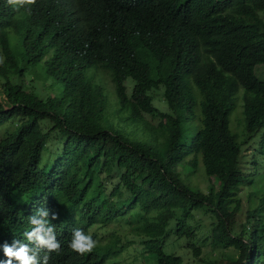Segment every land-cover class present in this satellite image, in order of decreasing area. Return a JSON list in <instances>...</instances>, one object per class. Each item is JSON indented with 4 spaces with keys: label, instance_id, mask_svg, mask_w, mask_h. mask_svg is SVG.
Returning <instances> with one entry per match:
<instances>
[{
    "label": "trees",
    "instance_id": "trees-1",
    "mask_svg": "<svg viewBox=\"0 0 264 264\" xmlns=\"http://www.w3.org/2000/svg\"><path fill=\"white\" fill-rule=\"evenodd\" d=\"M263 10L264 0H0V127H16L0 140V264H20L4 248L22 244L35 264H114L122 238L103 246L91 230L122 220L143 264H187L165 250L170 233L203 263L208 242L238 257L207 264H264ZM29 76L62 90L43 96ZM200 169L206 188L192 178ZM243 192L237 228L229 200ZM33 216L54 226L59 254L24 235ZM77 228L97 241L91 253L70 248Z\"/></svg>",
    "mask_w": 264,
    "mask_h": 264
},
{
    "label": "rangeland",
    "instance_id": "rangeland-1",
    "mask_svg": "<svg viewBox=\"0 0 264 264\" xmlns=\"http://www.w3.org/2000/svg\"><path fill=\"white\" fill-rule=\"evenodd\" d=\"M260 16L264 19V10L259 12ZM1 58V56H0ZM264 64L260 63L255 66V71L257 76L260 79H264ZM34 77V74H33ZM31 80V77L27 79L29 82ZM51 80L48 79L45 81V78L42 79H36L33 83L29 82L27 85V88L31 89L33 86L37 87V91L41 92L43 96H47L48 94L55 95L61 92L62 87L61 85L57 84L56 86L50 85ZM129 86L132 85V82L128 80ZM131 88V87H130ZM2 90L0 86V95H2ZM163 89H159L155 91V101L154 104L161 109L162 111H167L168 110V105L164 99L163 95ZM150 120H152L154 123H157V119L151 118V116H148ZM235 118H233L234 121ZM232 117H231V128L232 126ZM43 124L49 125L50 122L48 120H45ZM190 125L192 127V130L195 132L199 128L195 122H190ZM236 125V123H235ZM245 125V121H244ZM13 125L11 127L9 126V122L5 123L0 127V140L4 137H6L9 133L13 132L16 127L13 129ZM235 129H240L241 126L236 125L233 127ZM54 151V148L49 145V149L46 153L44 152V159L42 166L44 164H47L51 162L54 159V156L51 155L50 153ZM245 152H248L249 154V145L245 146ZM181 169V168H180ZM183 170V169H181ZM195 182H198V184L206 188L208 185V181L205 178V175L203 174L202 170L200 169L195 173V175L192 177ZM255 189L257 188H262L263 191L259 193V196L263 195L264 192V175L261 173L260 176H258L257 181L255 182ZM258 196V195H256ZM241 198V205L239 209H235L236 202ZM229 206H230V221L237 227L239 228L240 223L244 221L247 218V210L250 208L249 207V199L247 196L246 192L241 193L239 196H237L235 199H230L229 200ZM198 217L202 219V226L203 229H209V225H211V222L209 219H207L203 213H199ZM130 225L128 224H123L122 221L118 222H112L108 224L107 226H95L92 228V232L95 233L98 238L100 239V242L103 246H105L108 242V240L111 238L112 235H117L120 236L123 240V245H126V248L123 250L121 257L115 261L114 264H143V259H142V252L144 251V245L140 241L141 238H138L134 236L131 231H130ZM206 237V234H200L198 243L202 244L204 238ZM133 240V241H132ZM166 243H165V250L168 253H178L182 254L184 256V259L187 264H207L208 261L211 260H219V261H225L228 258H235L238 257V252L234 247H216L213 248L209 243L203 244L202 247V255L200 256V259H204L205 263L198 261L193 255V251L191 248H187V240L184 239H178L177 236L174 233H170L166 237Z\"/></svg>",
    "mask_w": 264,
    "mask_h": 264
},
{
    "label": "clouds",
    "instance_id": "clouds-1",
    "mask_svg": "<svg viewBox=\"0 0 264 264\" xmlns=\"http://www.w3.org/2000/svg\"><path fill=\"white\" fill-rule=\"evenodd\" d=\"M37 0H7V3L13 8H22L25 6L35 5ZM41 215L47 216V210L43 208L37 209ZM57 214L53 213L52 219H57ZM31 224L37 225L32 231H26L24 235L29 241L33 239L40 245H46L49 252H55L59 254L61 252V246L56 239L54 226L50 225L45 227L48 223L46 220H37L35 217H31ZM70 248L79 255H85L91 253L97 247V241L92 238L90 234H86L83 230L77 228L74 229L72 239L69 243ZM4 252L8 257H15L20 261V264H35V256H30L27 245H21L18 249L13 250L12 247L5 246ZM48 259L47 255L45 257ZM4 264H11V260L4 262Z\"/></svg>",
    "mask_w": 264,
    "mask_h": 264
}]
</instances>
